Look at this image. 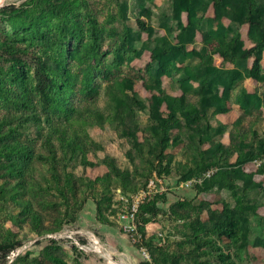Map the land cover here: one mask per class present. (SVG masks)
<instances>
[{"label": "rangeland", "instance_id": "1", "mask_svg": "<svg viewBox=\"0 0 264 264\" xmlns=\"http://www.w3.org/2000/svg\"><path fill=\"white\" fill-rule=\"evenodd\" d=\"M262 155L264 0L0 4V264H264Z\"/></svg>", "mask_w": 264, "mask_h": 264}, {"label": "built area", "instance_id": "2", "mask_svg": "<svg viewBox=\"0 0 264 264\" xmlns=\"http://www.w3.org/2000/svg\"><path fill=\"white\" fill-rule=\"evenodd\" d=\"M253 162L256 165L264 164V155L256 158L253 160ZM214 172V169L209 168L205 171V175L209 176ZM195 179H188L185 180V184L188 185L189 183H192ZM161 177L155 174L154 177L149 178L146 187L144 189H141L135 196H131L130 202L127 198H125L128 201V207L126 208L124 216L128 219L127 223V231L129 238L132 242V244L137 247V250L139 253L143 256L144 259L149 260V250L148 248L142 244V234L138 232L137 229V223L135 221V216L139 208V204L143 201L145 197L148 195L155 193V192H162L164 188L162 186L158 187V184H161Z\"/></svg>", "mask_w": 264, "mask_h": 264}, {"label": "trees", "instance_id": "3", "mask_svg": "<svg viewBox=\"0 0 264 264\" xmlns=\"http://www.w3.org/2000/svg\"><path fill=\"white\" fill-rule=\"evenodd\" d=\"M246 2L248 3V5H251V0H246ZM213 4L215 7H220L222 5V0H213ZM137 23L139 25V27L143 30V31H146L147 28L146 26L144 25V22L142 20H137ZM250 49L246 50L244 53H243V56L244 57H247L250 53ZM6 56L10 57L12 60H14L15 62L16 61H19L18 59H21V58H24V53L23 52H20V51H17V52H12V53H6L5 54ZM223 56L227 57V59H229L228 56L224 55ZM161 70L158 71V73L160 72ZM37 76L39 78V81H40V84L42 86H45V85H49L50 87L52 88H55V92H56V96H62L61 93L63 91V89H61L60 85H59V82L54 78V77H49L47 74H43L41 73L40 71L37 72ZM153 98V101L156 103V104H159V103H162L161 99L156 96V95H153L152 96ZM165 103V102H163ZM168 108H169V113H168V116L167 118H165L162 122V126H163V131L164 132H167L172 121H174L175 119V115H174V111L172 110V107L170 105H168ZM254 165L256 166V168H260L262 167L264 164H259V165H256L254 163ZM142 243H143V240H142ZM145 245V244H144ZM139 264H150L149 262L147 261H142L140 262Z\"/></svg>", "mask_w": 264, "mask_h": 264}, {"label": "bare ground", "instance_id": "4", "mask_svg": "<svg viewBox=\"0 0 264 264\" xmlns=\"http://www.w3.org/2000/svg\"><path fill=\"white\" fill-rule=\"evenodd\" d=\"M4 1H5V0H0V4H1L2 2H4ZM94 242L97 244V241H96V240H94ZM96 249H98V251L96 250L97 252H100V253L102 252V250L100 249V246L97 245V246H96ZM103 251H104V250H103ZM103 253H104V252H103Z\"/></svg>", "mask_w": 264, "mask_h": 264}]
</instances>
